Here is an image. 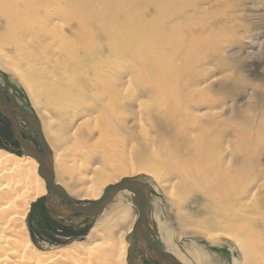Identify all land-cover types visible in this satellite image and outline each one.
<instances>
[{"label": "bare ground", "instance_id": "obj_1", "mask_svg": "<svg viewBox=\"0 0 264 264\" xmlns=\"http://www.w3.org/2000/svg\"><path fill=\"white\" fill-rule=\"evenodd\" d=\"M177 2L0 0V70L39 108L53 181L69 198L98 201L107 187L144 172L162 190L169 185L168 203L174 198L179 210L189 200L197 206L182 216L188 236L211 246L228 240L244 264H264V173L248 152L251 136L235 129L237 141L227 145L218 113L205 121L189 113L192 106L215 107L216 97L158 66L177 57L171 49L179 55L185 41L179 34L184 7ZM132 83L138 89L131 93ZM128 144L137 165L111 156L117 148L123 157ZM96 154L114 175L98 168L82 175ZM37 170L34 158L0 148V264H125L124 233L110 237L123 226L131 232L137 222L133 194L117 192L84 243L42 251L24 222L30 203L43 197L63 211ZM97 236L102 243L91 246Z\"/></svg>", "mask_w": 264, "mask_h": 264}, {"label": "rangeland", "instance_id": "obj_2", "mask_svg": "<svg viewBox=\"0 0 264 264\" xmlns=\"http://www.w3.org/2000/svg\"><path fill=\"white\" fill-rule=\"evenodd\" d=\"M102 1L106 3L109 0ZM180 2L184 7L182 12L186 23L180 24L179 34L185 41L180 46L179 55L171 49V55L177 57L166 62L162 59L158 66L171 77L178 76L183 81L193 80L192 89H204L205 95L216 97L215 107L203 104L195 109L192 106L189 113L200 121L209 120L214 113H218L226 125L223 141L227 145L237 141L233 137L235 129L244 135H250L248 152L251 153L257 173H264V143H260L264 139V132L261 131L264 128V0H178V7ZM188 59L194 63V68L190 66ZM172 72L174 74H170ZM150 78L144 77L143 81ZM0 83L9 93H13L21 107L36 116L40 125L42 116L37 114L40 112L39 108L32 102L24 86L9 73L1 70ZM134 88L138 89V85L132 83L128 91L132 93L136 90ZM141 100L145 101L146 98L142 97ZM131 109L137 110L136 107ZM19 123L23 136L34 148L40 150L34 134L21 120ZM131 123L129 120L127 125ZM239 141L241 142L240 138ZM0 148L7 149L19 157L25 156L12 136L10 122L1 111ZM112 150L113 159L120 158L137 165V158H131L133 151L129 144L122 149L123 157L117 148ZM96 168L114 175L99 154L87 161L86 170L82 175L90 177ZM133 178L149 189L150 226L163 251L174 254L184 264H244L228 240H221L211 246L202 238L188 236L189 231L185 223H182V216H192L190 208L196 210L197 206L193 202L190 203L192 200L185 202L179 210L174 198L167 202L166 193L171 192L169 185L162 190L144 172L135 174ZM260 182L264 183L261 179ZM173 193L176 195L175 190ZM129 202L131 213L138 218L133 197ZM111 203L112 200H109L104 210H107ZM56 211L61 212V209L52 208L47 200L41 197L30 203L25 216L27 231L33 243L42 251L62 248L76 241L84 243L95 220L103 215L102 210L93 220L79 221L63 218ZM195 216L198 214L195 213ZM127 227L115 229L110 237L112 240L116 236L113 240L116 241L119 234L124 233L125 264H128L129 250L133 243V232H128ZM121 230L123 232H120ZM100 239L101 237H94L89 244L92 246L96 243V246H99V242L102 243ZM146 250V244L143 242L141 249L135 251V264H156L146 255ZM201 258H204L205 262Z\"/></svg>", "mask_w": 264, "mask_h": 264}, {"label": "water", "instance_id": "obj_3", "mask_svg": "<svg viewBox=\"0 0 264 264\" xmlns=\"http://www.w3.org/2000/svg\"><path fill=\"white\" fill-rule=\"evenodd\" d=\"M0 111L10 122L12 136L20 147V151L34 158L38 163V175L44 180L47 194L55 197L62 206L63 212H58L63 218L77 219L79 221H90L95 219L107 202L119 191L128 190L133 194V202L138 212V220L133 226V243L129 250L128 264H135L136 246L138 241L146 244V255L156 264H183L179 262L172 254L165 252L159 246L150 226L148 212L149 189L138 180L123 179L114 186L105 189L100 200L95 202H80L72 200L67 196L64 190L54 184L52 170V159L49 147L47 146L39 121L36 116L27 109L21 107L13 93H9L7 88L0 84ZM19 120L34 134L40 150L34 148L20 127ZM47 200V198H45Z\"/></svg>", "mask_w": 264, "mask_h": 264}]
</instances>
